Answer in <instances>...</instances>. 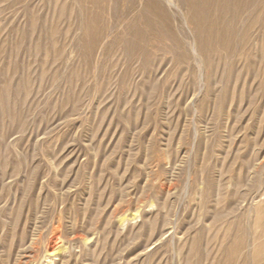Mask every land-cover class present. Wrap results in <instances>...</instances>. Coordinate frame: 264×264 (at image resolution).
Masks as SVG:
<instances>
[{
    "label": "rangeland",
    "instance_id": "374dc122",
    "mask_svg": "<svg viewBox=\"0 0 264 264\" xmlns=\"http://www.w3.org/2000/svg\"><path fill=\"white\" fill-rule=\"evenodd\" d=\"M203 2L0 0V264H264V0Z\"/></svg>",
    "mask_w": 264,
    "mask_h": 264
},
{
    "label": "bare ground",
    "instance_id": "6f19581e",
    "mask_svg": "<svg viewBox=\"0 0 264 264\" xmlns=\"http://www.w3.org/2000/svg\"><path fill=\"white\" fill-rule=\"evenodd\" d=\"M203 1H206L207 2L208 0H189L191 9L195 12V15L198 17L199 21H206L210 25H213L214 23H217V20L216 19H211L210 16L205 15L203 13V9L201 7L202 6V3H204ZM222 7H224V6H221L220 9H222ZM53 246L54 245H52L51 247L53 248Z\"/></svg>",
    "mask_w": 264,
    "mask_h": 264
}]
</instances>
